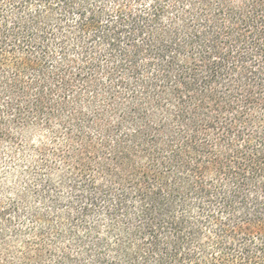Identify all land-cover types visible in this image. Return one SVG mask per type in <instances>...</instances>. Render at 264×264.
I'll return each instance as SVG.
<instances>
[{"label":"trees","instance_id":"1","mask_svg":"<svg viewBox=\"0 0 264 264\" xmlns=\"http://www.w3.org/2000/svg\"><path fill=\"white\" fill-rule=\"evenodd\" d=\"M0 264H264V0H0Z\"/></svg>","mask_w":264,"mask_h":264}]
</instances>
